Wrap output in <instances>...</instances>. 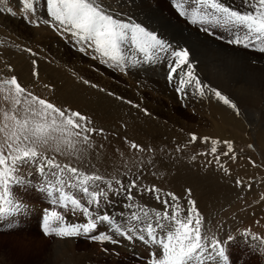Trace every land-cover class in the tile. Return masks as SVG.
I'll use <instances>...</instances> for the list:
<instances>
[{
  "label": "rangeland",
  "instance_id": "374dc122",
  "mask_svg": "<svg viewBox=\"0 0 264 264\" xmlns=\"http://www.w3.org/2000/svg\"><path fill=\"white\" fill-rule=\"evenodd\" d=\"M226 2L233 7L241 5V0ZM104 4L117 14H126L125 19L130 17L154 31L174 48L187 47L192 59L198 62L196 73L201 81L218 88L231 99L234 97V101L239 98L241 84L245 92L257 88L264 95V77L259 79L242 61L245 57L264 64V53L258 47L228 44L231 37L223 28L210 26L209 32L203 31L206 25L192 24L188 17L179 15L173 0H104ZM186 7L190 12L198 6L186 3ZM48 9L47 0H35V11L29 15L23 0H0V80L16 76L18 82L34 95L57 107L80 111L90 119L91 126L105 130L103 136L91 137L94 147L79 161L51 151L48 155H55L59 163H71L105 177L115 176L124 183L139 174V183L144 186L155 185L162 190V195L171 192L179 197L182 213L188 208L187 200L194 199L209 236L215 235L222 241L228 235L234 238L226 245L231 264H264V251L259 247L252 248L253 241L242 236L245 230H250L264 238V147L260 141V138L264 140L263 122H252L253 111H250V117L240 111L246 129L235 138L233 132L238 130L232 121L229 123L235 112L212 94H207V99L197 97L199 109L189 105L195 97L188 95V98L181 99L168 95L165 86L146 79L152 74L156 79L168 76V64L175 58L165 55L154 64L140 66L142 75L135 76L134 68L121 72L102 63L97 53H81L70 35L61 34L43 23L50 20ZM35 20L41 22H29ZM26 49H32L35 55ZM34 71L37 76L33 75ZM131 89L135 93L133 97ZM15 111L19 117L21 110L17 108ZM5 112L9 116L13 114L12 101H5L4 93L0 91V128L5 123H12L5 120ZM210 115L214 117L212 121ZM215 122L225 125V132L220 134ZM193 133L198 138L208 136L233 142L235 161L221 155L228 174L216 165L214 157L210 164V157L200 155L210 149V144H204L200 139L189 143ZM2 139L3 133L0 132ZM132 142L143 146L145 151L131 149ZM177 146H180L179 151ZM217 148L218 153L227 150L223 144ZM194 155L195 160L192 159ZM21 171L26 173L25 183L11 186L10 192L14 199L22 200L29 207L26 213L0 219V264H147L150 251L159 252V249H152L139 241L133 244L126 239L114 245L94 242L83 236L65 240L54 235L45 237L41 231L45 210L61 212L68 223H84L86 218L80 211L73 215L41 191L44 183L52 179L47 174L41 175L34 165ZM236 179L241 181V186L236 185ZM248 183L252 184L251 189L246 187ZM189 188L191 197L186 196ZM133 195L136 204L163 210V205L151 194L141 195L134 190ZM109 200L112 203L104 204L103 210L124 223L129 214L128 208L124 207L127 201L123 196L111 193ZM106 230L98 228L99 232ZM59 245L65 246L60 249Z\"/></svg>",
  "mask_w": 264,
  "mask_h": 264
},
{
  "label": "snow or ice",
  "instance_id": "6c2138e0",
  "mask_svg": "<svg viewBox=\"0 0 264 264\" xmlns=\"http://www.w3.org/2000/svg\"><path fill=\"white\" fill-rule=\"evenodd\" d=\"M47 2L50 20L43 23L61 34L70 35L79 45L81 53H97L102 63L121 72L154 64L162 56H170L175 59L168 64L167 79L171 82L174 75L178 77L176 91L181 94V99L189 94L204 98L210 93L240 115V108L233 99L201 81L196 73L198 62L192 59L187 47L174 48L141 23L134 22L130 17L125 19L126 14L114 12L104 4V0ZM186 3L189 6L194 3L198 7L189 12ZM23 4L29 15L35 11V0H23ZM173 4L178 14L188 17L192 24L206 25L203 31L209 32L210 26L223 28L231 37L227 40L228 44L258 47L264 53V0H241L238 7H233L226 0H173ZM29 22L39 24L41 21ZM210 34L215 35V32ZM26 51L35 55L32 49ZM138 53L141 55L138 56ZM33 75L38 74L34 71ZM0 91L4 93V100H11L13 106L11 116L8 112L4 113L5 120L12 123H5L0 128L3 133L0 140V219L28 211V205L12 197L10 187L25 183L26 173L21 169L34 165L41 175L47 174L52 178L44 183L41 191L49 194L53 197V203L58 202L73 215L80 211L86 218L84 223H68L61 212L45 210L41 225L45 237L54 235L68 239L83 236L94 242L114 245L124 239L133 244L139 241L152 249H159V252L150 251L147 264H231L226 245L234 238L228 235L222 241L215 235L209 236V230L203 223L204 217L194 199L187 200L188 208L182 213L179 197L171 192L162 195V190L155 185L144 186L139 183V174L124 183L115 176L105 177L95 171H84L71 163H59L55 155H48L51 151L77 161L83 159L87 151L94 147L91 137L103 136L105 131L91 126L87 116L80 111L57 107L47 99L34 95L18 82L16 76L0 80ZM119 99L123 100L122 97ZM127 103L132 104L131 101ZM134 107L139 108V105ZM17 108L21 110L19 117L15 111ZM144 111L147 114V110ZM198 139L211 145L208 151L200 155L210 157V164L214 157L216 165L228 174V169L221 162V155L235 161L233 142L208 136L198 138L193 133L189 143H195ZM125 142H128L127 138ZM220 144L227 150L218 153L217 145ZM130 148L145 151L135 142L130 144ZM177 150H180V146H177ZM192 159H196L195 155ZM235 183L241 186L239 179ZM246 187L251 189L252 184L248 183ZM134 190L141 195L151 194L163 205V210L136 204ZM109 193L123 196L127 201L124 207L128 208L129 214L124 223L103 210L104 204L112 203ZM191 195L192 190L186 189V196ZM100 225H106L108 230L99 232ZM242 236L245 240L253 241L250 245L252 248L259 247L260 251H264V238L250 230H245ZM104 251L107 252V249Z\"/></svg>",
  "mask_w": 264,
  "mask_h": 264
},
{
  "label": "bare ground",
  "instance_id": "6f19581e",
  "mask_svg": "<svg viewBox=\"0 0 264 264\" xmlns=\"http://www.w3.org/2000/svg\"><path fill=\"white\" fill-rule=\"evenodd\" d=\"M115 6V5H114ZM121 10V9H120ZM184 31L186 32V29H184ZM197 35V34H196ZM200 35V34H199ZM196 37V36H195ZM201 37V36H200ZM175 44V43H174ZM199 48V47H198ZM216 48H217V46H216ZM212 49V48H211ZM222 49V48H221ZM205 51H206V49H205ZM217 51V50H216ZM202 52H204V51H202ZM205 53V52H204ZM233 53V52H232ZM218 54V53H217ZM200 55V54H199ZM198 56V55H197ZM210 56V55H209ZM217 56V55H216ZM202 57V56H201ZM223 58H224V55H223ZM222 58V59H223ZM226 58H227V56H226ZM229 58V57H228ZM231 58V57H230ZM208 59V58H207ZM242 61L246 64V68L248 69V70H250L251 72H253V73H255V74H257L258 75V77H259V79H261L262 77H264V64H263V62L262 61H252V60H248L247 58H245V57H243L242 58ZM218 62V61H217ZM230 62V61H229ZM236 63V62H235ZM209 65V64H208ZM165 67V66H164ZM200 67V66H199ZM213 68V67H212ZM133 69V68H132ZM215 69V68H214ZM143 69L142 68H134L133 69V72H135V76L136 75H140L142 72ZM162 71V70H161ZM160 72V71H159ZM129 73V72H128ZM164 74V73H163ZM206 74V73H205ZM130 75V74H129ZM142 75V74H141ZM166 75V74H165ZM213 75V74H212ZM148 77L146 78V79H148V81L149 82H155V83H160L162 86H165V89H164V91L165 92H169L168 93V95H171V96H175V97H178V98H181V96H179V94L177 93V91H176V87L178 86V84H179V79H178V77H174L173 78V81H169L168 79H167V76H159V79H156L155 77H156V75L155 74H152V75H147ZM211 76V75H210ZM214 77V76H213ZM212 77V78H213ZM236 77H238V76H236ZM228 78V77H227ZM145 79V78H144ZM208 79V78H207ZM214 79V78H213ZM212 79V80H213ZM238 79V78H237ZM136 80V79H135ZM209 80V79H208ZM235 80H236V78H235ZM203 81V80H202ZM242 81V80H241ZM211 82V81H210ZM231 82V81H230ZM245 82V81H244ZM133 83V82H132ZM149 84V83H148ZM234 84V83H233ZM261 84H263V83H261ZM213 85V84H212ZM221 85V84H220ZM229 85V84H228ZM235 85V84H234ZM213 86H215V85H213ZM227 86V85H226ZM231 86V85H230ZM224 87V86H223ZM263 87V86H262ZM134 88H136V87H134ZM133 88V89H134ZM147 88V87H146ZM164 88V87H163ZM236 88H237V85H236ZM133 89H131V93H130V95H132V97L133 96H135L134 94V91H133ZM221 89V88H220ZM232 89V88H231ZM234 89V88H233ZM235 90V89H234ZM238 90H239V98H237V95H236V98H237V104H238V107L241 109L240 111L242 112V110H243V112L245 111L246 112V114H247V116L248 117H250L251 115H252V113L250 112V111H253V118H254V121H252V122H256L257 123V120L259 121V122H263V124H264V95H262V93H259L258 92V90L259 89H251L250 91H247V92H245L244 90H243V85L241 84V85H239V87H238ZM233 91V90H232ZM263 91V90H262ZM261 92V91H260ZM231 93V92H230ZM145 94V93H144ZM160 95V94H159ZM163 95V94H162ZM189 95H191V94H189ZM230 95V94H229ZM167 96V95H166ZM191 96H193V95H191ZM208 96V95H207ZM210 96V95H209ZM232 96V95H231ZM138 97H141V96H138ZM193 97H195L194 99L192 98V100H191V102H190V104L189 105H192V106H194V107H197L198 106V103H197V101L196 100H199V99H197V97H198V95L197 96H193ZM233 97V96H232ZM167 99H168V97H166ZM188 98V97H187ZM205 99H207L206 97H204ZM209 98V97H208ZM215 98V97H214ZM213 98V99H214ZM233 99H235L234 97H233ZM211 100V99H210ZM215 100V99H214ZM217 100V99H216ZM187 101V100H186ZM201 101V100H200ZM203 101V100H202ZM208 101V100H207ZM211 101H213V100H211ZM235 101V102H236ZM184 102V101H183ZM205 102V101H204ZM210 102V101H209ZM208 102V103H209ZM200 103V102H199ZM202 103V102H201ZM201 103L199 104V105H201ZM207 103V104H208ZM219 104H220V102H218ZM204 104V103H203ZM211 104V103H210ZM122 106H124V105H122ZM205 106H207L206 104H205ZM209 106V105H208ZM197 108H199L200 109V107H197ZM203 108V107H202ZM204 108H206V107H204ZM207 109H208V107H207ZM196 110V109H195ZM192 111V110H191ZM198 111V110H197ZM202 110H200V112H201ZM211 112H212V110H211ZM254 112L256 113V114H254ZM153 113V112H152ZM198 113V112H197ZM202 113V112H201ZM220 113V112H219ZM243 114V113H242ZM200 115V114H199ZM232 115V114H231ZM244 116V115H243ZM210 117H211V115H210ZM210 117H207L208 119L210 118ZM223 117V119H225L226 117H224V116H222ZM246 117V116H245ZM212 119H211V121L214 119V117H211ZM220 118H221V116H220ZM252 118V117H251ZM252 118V119H253ZM245 119V118H244ZM215 120H216V118H215ZM209 121H210V119H209ZM218 121V120H217ZM226 121V120H225ZM228 121V120H227ZM230 121H232L233 123H234V126H235V128L238 130V131H235V132H233V134L235 135V138H236V136H238V135H240L239 134V132H242V130H245L246 129V127H244V120L241 118V115H233L232 117H231V119H229V123H231ZM248 121V120H247ZM223 122V121H222ZM213 123V122H212ZM224 123H226V122H224ZM228 123V122H227ZM246 123V122H245ZM215 124H216V126H217V128H218V131H219V133L220 134H222L223 132H225L224 131V129H225V125H223V124H220V123H217V122H215ZM248 125V124H247ZM213 126H214V124H213ZM159 131V130H158ZM243 133V132H242ZM241 133V134H242ZM233 135V136H234ZM263 135V134H262ZM242 136V135H241ZM239 137V136H238ZM242 138H243V136H242ZM155 139H158V137H155ZM264 139V138H263ZM242 140V139H241ZM260 141H261V145H263V147H264V140H262L261 138H260ZM246 143V142H245ZM110 145V144H109ZM264 149V148H263ZM107 151V150H106ZM108 160V159H107ZM106 163V162H105ZM152 163V162H151ZM107 164V163H106ZM148 164V163H147ZM101 166H102V164H100ZM102 168H104L103 166H102ZM110 168H111V166H110ZM113 168V167H112ZM100 169V168H99ZM104 169H106V168H104ZM107 170V169H106ZM110 170V169H109ZM112 170V169H111ZM129 170V169H128ZM101 171V170H100ZM256 171V170H255ZM103 172V171H102ZM99 173V172H98ZM259 173V172H258ZM113 175V174H112ZM133 179V178H132ZM157 203V202H156ZM61 239V238H60ZM60 239L58 240L59 242H60ZM65 240V239H64ZM57 244V243H56ZM57 245H55V247H56ZM60 246V245H59ZM65 246V245H64ZM63 246V247H64ZM71 246V245H70ZM63 247H61L60 246V249L62 248L63 249ZM56 250V249H55ZM66 253V252H65ZM60 258V257H59ZM65 258V257H64ZM58 259V258H57ZM73 259V258H72ZM68 260V259H67Z\"/></svg>",
  "mask_w": 264,
  "mask_h": 264
}]
</instances>
